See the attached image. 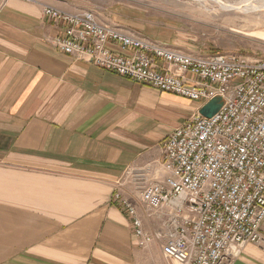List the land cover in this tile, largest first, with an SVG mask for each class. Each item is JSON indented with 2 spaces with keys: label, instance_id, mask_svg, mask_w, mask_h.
<instances>
[{
  "label": "crops",
  "instance_id": "crops-1",
  "mask_svg": "<svg viewBox=\"0 0 264 264\" xmlns=\"http://www.w3.org/2000/svg\"><path fill=\"white\" fill-rule=\"evenodd\" d=\"M67 3L0 0V264H160V246L137 245L114 192L121 184L141 210V189L166 176L165 142L202 104L60 52L62 26L43 9ZM111 15L97 19L158 43L120 10ZM159 221L144 217L148 230ZM234 264H264V245H247Z\"/></svg>",
  "mask_w": 264,
  "mask_h": 264
},
{
  "label": "built area",
  "instance_id": "built-area-1",
  "mask_svg": "<svg viewBox=\"0 0 264 264\" xmlns=\"http://www.w3.org/2000/svg\"><path fill=\"white\" fill-rule=\"evenodd\" d=\"M43 12L61 24L55 45L65 55L202 107L222 100L212 117L197 111L168 137L166 176L141 189V210L118 184L113 200L130 219L137 245L157 244L171 264H234L247 245H264V60L183 54L101 24L90 11ZM144 217L158 218L159 226L146 229Z\"/></svg>",
  "mask_w": 264,
  "mask_h": 264
},
{
  "label": "rangeland",
  "instance_id": "rangeland-1",
  "mask_svg": "<svg viewBox=\"0 0 264 264\" xmlns=\"http://www.w3.org/2000/svg\"><path fill=\"white\" fill-rule=\"evenodd\" d=\"M66 1L69 12L90 11L96 18L110 20L114 15L110 17V13L120 10L121 15L137 21L139 31L183 54H235L248 61L264 60L263 10L227 12L214 3L199 0ZM167 122L174 126L177 118L171 117ZM160 264L171 263L163 258Z\"/></svg>",
  "mask_w": 264,
  "mask_h": 264
},
{
  "label": "bare ground",
  "instance_id": "bare-ground-1",
  "mask_svg": "<svg viewBox=\"0 0 264 264\" xmlns=\"http://www.w3.org/2000/svg\"><path fill=\"white\" fill-rule=\"evenodd\" d=\"M199 1H208L218 5L221 10L232 12V11H243L256 12L259 10L264 11V0H199Z\"/></svg>",
  "mask_w": 264,
  "mask_h": 264
},
{
  "label": "water",
  "instance_id": "water-1",
  "mask_svg": "<svg viewBox=\"0 0 264 264\" xmlns=\"http://www.w3.org/2000/svg\"><path fill=\"white\" fill-rule=\"evenodd\" d=\"M222 107V100L220 98L213 99L208 104L203 106L199 113L207 118L212 117L214 114H216L220 108Z\"/></svg>",
  "mask_w": 264,
  "mask_h": 264
}]
</instances>
